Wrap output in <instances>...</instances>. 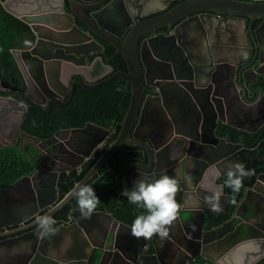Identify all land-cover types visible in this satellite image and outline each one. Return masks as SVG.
<instances>
[{"label":"water","instance_id":"1","mask_svg":"<svg viewBox=\"0 0 264 264\" xmlns=\"http://www.w3.org/2000/svg\"><path fill=\"white\" fill-rule=\"evenodd\" d=\"M66 2L0 0L3 8L29 24L34 36L28 47L11 48L23 85L0 77V88H10L0 94V120L10 122L13 117L19 129L27 104L47 111L52 103L67 102L76 84L93 87L115 76L128 83V101L115 136L58 200V171L79 163L96 142L100 147L107 128L90 122L64 128L66 138L58 140L57 149L63 153L62 164H40L0 188V236L31 226L36 219L23 221L44 206L48 208L39 216H50L114 150L133 144L143 148L146 163L125 166L123 191L132 190L127 178L133 187L139 179L151 182L166 174L178 181L176 201L185 214L178 216L167 239H150V252L138 253L146 243L141 238L129 264L136 257L139 264L152 259L160 260L154 264H264V141L252 146L214 133L217 120H223V107L236 103L242 121L230 123L239 127L236 134L241 128L255 132L263 124L257 136H264V92L250 101L241 98L255 76H264V0ZM98 38L121 55L125 70H113L96 81L81 75L69 79L66 65L84 64L89 54L103 56ZM239 44L253 46L257 65L249 66L250 78L243 69L248 54L241 53ZM110 69L107 65L105 71ZM205 103L210 108L205 109ZM236 179L241 182L238 190L230 187ZM213 205L219 211L212 210ZM68 216L71 220L53 225L56 234L46 238L38 234L39 226L1 237L0 264L81 263L93 253L92 247L99 249L96 264H101L106 252L118 255L131 243V225L108 211L96 209L90 219H81L74 207ZM11 225L16 226L6 228Z\"/></svg>","mask_w":264,"mask_h":264},{"label":"trees","instance_id":"2","mask_svg":"<svg viewBox=\"0 0 264 264\" xmlns=\"http://www.w3.org/2000/svg\"><path fill=\"white\" fill-rule=\"evenodd\" d=\"M255 23L256 21L253 22V24ZM33 39V32L29 24L3 8L0 3L1 77L11 78L19 86L23 85L11 48H26L33 42ZM98 40L102 44L104 53L101 62L111 67L109 72L117 69L125 70L121 55L113 53V47L109 42L100 38ZM105 57L108 60L104 62ZM100 64L98 63V66ZM108 73L100 78L105 77ZM262 91H264V76L256 85L255 92ZM128 97L129 85L118 76L93 87H83L77 84L67 102L52 103L47 111L27 104L19 129L42 141L50 137L58 128L81 126L86 120H91L110 130L114 129L107 137V141H110L116 134ZM109 124L111 125L109 126ZM100 152L101 150L94 152L85 160L79 171L74 167L59 171L55 183L57 198L71 187ZM132 160H145L143 148L133 144H121L104 161L98 171L83 184L93 187L101 201L97 206L98 209L110 212L115 219L129 225H132L136 216L145 212L142 207L129 203L127 197L120 193L117 172L119 173ZM41 162H43V156L39 152V148L28 141L16 138L13 142L0 145V188L10 185L24 174L33 172ZM72 206H78L74 194L58 209L57 213L64 218L67 210ZM198 259L206 261L203 258Z\"/></svg>","mask_w":264,"mask_h":264},{"label":"flooded vegetation","instance_id":"3","mask_svg":"<svg viewBox=\"0 0 264 264\" xmlns=\"http://www.w3.org/2000/svg\"><path fill=\"white\" fill-rule=\"evenodd\" d=\"M67 5V2H66V0H64V6H66ZM74 19V22L78 25V26H80L81 28H83V29H85L86 27H85V25L77 18V17H74L73 18ZM256 21V23H257V21L258 20H255ZM254 21V22H255ZM255 23V24H256ZM254 24V25H255ZM100 39H102V38H100ZM102 40H104V39H102ZM104 41H106V40H104ZM238 47H240V48H238V49H240L241 50V53L243 54V55H247L248 54V58L245 60V62H244V67H243V69L245 70V77L246 78H250V76H253L252 75V73H251V70L249 69V66H251L252 68H254L256 65H257V62H256V59L255 58H253V52H254V50H253V46H246V45H240L239 44V46ZM247 57V56H246ZM101 58H102V56L101 55H99L98 53H94V54H89V55H87L86 56V59H85V63L84 64H76V65H74V64H70V65H66L65 67H67V68H69V71H70V73L68 74V76H69V79H71L72 77H74L75 75H81L83 78L84 77H86V78H90L89 80H94V81H96V80H99V79H101L100 77L101 76H103L104 74H106V73H108L110 70H108V71H105V69H106V66H107V64H105V63H103V62H101ZM252 59V60H251ZM104 62H105V60H104ZM98 63H101L100 64V66H98ZM256 75H257V73H256ZM263 75H257V76H255V78H254V80H252L249 84H248V86L246 85L245 86V93L244 92H242V95H241V98L243 99V100H245V101H250V100H253V99H255L256 97H257V95H259L260 93H262V92H264V91H262V92H255V90H256V85L259 83V80H260V78L262 77ZM1 77V76H0ZM2 78V80H4V79H6V80H8V81H10L9 83H12V82H14L11 78L10 79H8V78H3V77H1ZM249 82V81H248ZM14 83H16L17 84V82H14ZM77 85V84H76ZM75 85V86H76ZM78 85H80V84H78ZM17 86H19L18 84H17ZM19 87H21V86H19ZM9 89L10 88H3V87H1L0 88V94H5L6 92L4 91V90H7V91H9ZM74 90V89H73ZM71 97V96H70ZM49 101V97H47L46 98V100L44 101V103H43V106H45V105H47V102ZM204 108L206 109H208V108H210V105L208 106V104L207 103H205V105H204ZM239 105H237L236 103H233V104H231V105H228L227 107H223V109H222V111H221V114H222V118H223V120H220V119H218L217 120V122H216V125H215V127H214V133L217 135V136H224L225 138H231V139H234V140H237V141H240V142H242L243 144H246V145H252V146H254L257 142H258V140L260 139L262 142L264 141V136L262 135V134H260L259 136H257V134L259 133V132H261L262 130V127H263V124H259V126H257V128H256V131L255 132H249V131H247V130H244V129H242L241 128V130H242V132H239V133H237L236 134V132L238 131V130H240L239 129V127H237V126H235V125H231L230 123H242V121L241 120H239L238 118H237V115H238V113H239ZM11 121L10 122H7V124L8 125H5V121H2V120H0V145H3V144H6V143H10V142H13L16 138H18L19 140H22L21 139V137L22 136H28V137H31V136H29V135H26V134H23V133H21L20 131H22V130H20V129H17L16 128V125H13L12 124V122H14L15 121V118H13V117H11ZM14 119V120H13ZM93 123V124H95V125H100V124H98V123H96V122H93V121H91V120H86L82 125H84V124H86V123ZM244 122V125H250L249 123L250 122H247V121H243ZM252 123V122H251ZM255 123H252L251 125H254ZM81 125V126H82ZM111 124H109V126H110ZM20 126V125H19ZM101 126V125H100ZM256 126V125H255ZM186 127H188V126H186ZM251 127V126H250ZM253 127V126H252ZM64 128H67V127H61V128H58V129H56L53 133H52V135L50 136V137H48V138H45L44 140H42V141H40V144H37L36 145V147H38L39 148V152L42 154V156H43V162H41V163H39L38 165H37V167L41 164H46L48 167H56V166H58L59 164H62L63 162H61L59 159H60V155L62 156L63 155V153L62 152H59L57 149H58V147H59V144H58V140L59 139H61V140H63L64 138H66V132H64L63 131V129ZM108 129V131H109V133L111 132V131H114V129H109V128H107ZM186 130H188V128H186ZM109 133L104 137V138H102L101 140H100V142H101V145H100V147H99V145H96V143L94 144V146L91 148V150L89 151V153L87 154V155H85L82 159H81V161L79 162V163H77V164H74L73 166H70L69 168H72V167H74L77 171H79L80 169H81V165H82V163L85 161V160H87L94 152H96V151H99V150H103L102 148L105 146V144L107 143V142H109V141H107V137H108V135H109ZM28 134V133H27ZM250 135H252V136H250ZM92 135H89V137H91ZM170 136H172L173 137V133L170 135ZM228 136H230V137H228ZM257 136V137H256ZM33 138V137H32ZM34 139L36 140L37 138H35L34 137ZM179 141L178 142H180L182 139H178ZM22 141H26V140H22ZM37 141V140H36ZM29 142V141H28ZM37 143H38V141H37ZM108 144V143H107ZM35 146V145H34ZM107 146V145H106ZM105 146V147H106ZM104 147V148H105ZM112 154V153H111ZM110 154V155H111ZM110 155L104 160V161H106L109 157H110ZM144 155H145V152H144ZM97 157V156H96ZM95 157V158H96ZM95 160V159H94ZM104 161L102 162V164L104 163ZM132 161H141V160H132ZM131 162V161H130ZM130 162H128V163H130ZM142 162H144V163H146V156H145V160L144 161H142ZM127 163V164H128ZM101 164V165H102ZM126 164V165H127ZM91 165V164H90ZM100 165V166H101ZM125 165V166H126ZM99 166V167H100ZM125 166H124V168L121 170V171H119V173L117 172V174H118V176H117V178H118V181H119V183H120V179H121V176H122V172H123V170L125 169ZM36 167V168H37ZM35 168V169H36ZM68 168V169H69ZM88 169V168H87ZM86 169V170H87ZM99 169V168H98ZM98 169H97V171H98ZM133 169V167H131V168H129V170L128 171H130V170H132ZM61 170H67V169H61ZM61 170H59V171H61ZM85 170V171H86ZM59 171H58V173H59ZM96 171V172H97ZM95 172V173H96ZM94 173V174H95ZM93 174V175H94ZM92 175V176H93ZM57 176H58V174H57ZM91 176V177H92ZM90 177V178H91ZM89 178V179H90ZM88 179V180H89ZM87 180V181H88ZM86 181V182H87ZM234 181V180H233ZM126 182H127V185L129 186V188L130 189H132V183L130 182V180L127 178V180H126ZM232 183V182H231ZM56 185V184H55ZM7 187V186H6ZM4 188V187H3ZM239 188H241V186L239 187ZM56 192H57V190H56ZM122 192H123V189H122V186H121V183H120V193L122 194ZM55 200H58V198H57V193H56V198H55ZM121 202V201H120ZM65 203V202H64ZM63 203V204H64ZM62 204V205H63ZM61 205V206H62ZM60 206V207H61ZM59 207V208H60ZM74 207H78V206H72V207H70L68 210H67V212H66V216L63 218V217H61L58 213H57V211H58V209L59 208H57L50 216L51 217H53L54 219H55V221H56V224L54 225V226H56V225H58V224H60V223H63V224H66V223H68L70 220H71V218L68 216V211L71 209V208H74ZM48 208V206H44V207H42V208H40L37 212H35L32 216H30L29 218H27L26 220H24L23 221V223H27V222H31V221H33L34 219H36V217H38L42 212H44L46 209ZM96 209H98V208H96ZM100 210H102V209H100ZM181 214V213H180ZM179 214V215H180ZM181 215H183V213L181 214ZM115 220H117V219H115ZM119 221V220H118ZM123 223H125V222H123ZM14 226H16V225H11V226H6V228H12V227H14ZM36 226H38L37 224H36V222H34L31 226H27V227H22V228H20V229H18V230H16L15 232H12L11 234H9V235H15V234H21L22 232H26V231H28V230H30V229H32V228H35ZM114 226V222H111L110 223V225H109V230L112 228ZM9 235H3L2 237H5V236H9ZM155 238H158V239H156L157 240V243L161 240L159 237H156L155 236ZM133 240V241H132ZM132 240H131V243L129 242L125 247H124V249H123V253L121 252V251H119L118 252V255L117 254H115V253H110L109 251L108 252H106V260L105 261H103L101 264H129L130 263V261H131V258H133V248L135 247V246H137V245H139V244H141V239H136V238H134L133 236H132ZM106 247H108V246H106ZM109 248V247H108ZM91 249V251L93 250V253H87L86 255H85V259H84V261L83 262H81V263H75V264H96V262H97V259H98V255H99V249L97 248V247H92V248H90ZM152 250V246H151V243H150V239H147L146 240V243L145 244H143V245H141L139 248H138V253H142V252H150ZM154 262H160V260L158 261L157 259H152V260H150L149 261V263L150 264H154ZM133 264H139V260H138V258L136 257L135 258V260H134V262H133Z\"/></svg>","mask_w":264,"mask_h":264},{"label":"clouds","instance_id":"4","mask_svg":"<svg viewBox=\"0 0 264 264\" xmlns=\"http://www.w3.org/2000/svg\"><path fill=\"white\" fill-rule=\"evenodd\" d=\"M241 173L243 168L240 166ZM241 186L239 179L232 181L230 187L236 190ZM178 191V181L166 174L159 178L146 182L139 179L132 190L122 192L127 197L128 202L142 207L145 212L136 216L130 228V234L136 239H152L154 236L161 240L167 239L170 229L177 220L181 205L176 201ZM78 211L81 219H90L100 204V199L95 194L93 187L87 185L78 186L74 190ZM212 210L219 211L216 205ZM38 234L46 238L56 234V229L52 227L56 224L53 217L44 215L36 217Z\"/></svg>","mask_w":264,"mask_h":264},{"label":"rangeland","instance_id":"5","mask_svg":"<svg viewBox=\"0 0 264 264\" xmlns=\"http://www.w3.org/2000/svg\"><path fill=\"white\" fill-rule=\"evenodd\" d=\"M21 139L29 141L30 144L35 145V146L38 144L37 141L32 137L22 136Z\"/></svg>","mask_w":264,"mask_h":264},{"label":"crops","instance_id":"6","mask_svg":"<svg viewBox=\"0 0 264 264\" xmlns=\"http://www.w3.org/2000/svg\"><path fill=\"white\" fill-rule=\"evenodd\" d=\"M5 125H8L7 122H5ZM13 125H15V124H13ZM174 225H175V223H174ZM174 225H173V226H174ZM173 226H172V227H173ZM160 241H161V240H160Z\"/></svg>","mask_w":264,"mask_h":264}]
</instances>
